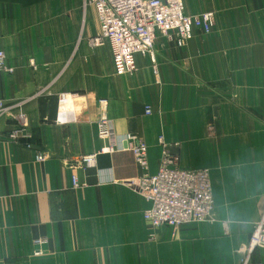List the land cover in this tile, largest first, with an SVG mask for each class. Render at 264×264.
<instances>
[{"label":"crops","instance_id":"obj_1","mask_svg":"<svg viewBox=\"0 0 264 264\" xmlns=\"http://www.w3.org/2000/svg\"><path fill=\"white\" fill-rule=\"evenodd\" d=\"M184 4L213 11V30L184 47L160 37L156 69L138 55L121 73L110 44L90 42L88 0H0V264H264V247L249 250L264 222V0ZM101 117L146 140L149 173L161 140L179 143L183 167L210 172L215 219L151 226L142 169L129 150L102 152ZM19 127L31 137L9 140Z\"/></svg>","mask_w":264,"mask_h":264},{"label":"built area","instance_id":"obj_2","mask_svg":"<svg viewBox=\"0 0 264 264\" xmlns=\"http://www.w3.org/2000/svg\"><path fill=\"white\" fill-rule=\"evenodd\" d=\"M96 8L100 31L91 39L94 46L109 43L119 72L133 73L138 68V55L150 56L156 69V44L160 37L170 43L184 47L193 38L195 30L208 34L215 24V13L211 10L197 15H189L184 0H88ZM11 70L6 64V55L0 49V74ZM62 100H66L64 95ZM102 104L107 100L101 99ZM0 97V115L5 112ZM147 114L153 112L146 107ZM99 135L107 141L102 152L129 150L133 153L142 174L132 184L149 202L144 213L145 219L153 227H178L189 223L206 222L215 219V198L209 170L205 168H185L181 163L178 143H167L163 139L159 169L149 173V147L146 140L137 134L119 135L113 130V122L108 117L98 120ZM24 127L12 130L6 137L18 142L21 137L30 138ZM28 145L31 147L30 143ZM46 154L39 150L38 160ZM79 164L92 167L96 164V154L82 156ZM74 185L78 186L76 176ZM46 240L35 241L38 246ZM264 247V222L253 231L249 250ZM40 252V249H37Z\"/></svg>","mask_w":264,"mask_h":264},{"label":"rangeland","instance_id":"obj_3","mask_svg":"<svg viewBox=\"0 0 264 264\" xmlns=\"http://www.w3.org/2000/svg\"><path fill=\"white\" fill-rule=\"evenodd\" d=\"M214 26H215V24H214ZM194 37V36H193ZM92 39V38H91ZM91 39H90V42H91ZM179 144V143H178ZM180 145V144H179Z\"/></svg>","mask_w":264,"mask_h":264}]
</instances>
